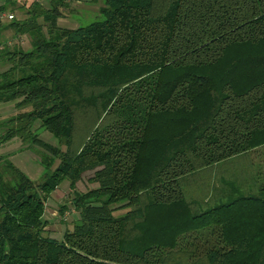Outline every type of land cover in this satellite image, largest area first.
Wrapping results in <instances>:
<instances>
[{
  "label": "trees",
  "instance_id": "1",
  "mask_svg": "<svg viewBox=\"0 0 264 264\" xmlns=\"http://www.w3.org/2000/svg\"><path fill=\"white\" fill-rule=\"evenodd\" d=\"M70 1L0 20V103L16 108L0 146L38 147L46 172L0 154V264H264V173L197 183L264 146V0H102L68 27ZM63 180L78 217L57 239L44 214Z\"/></svg>",
  "mask_w": 264,
  "mask_h": 264
},
{
  "label": "rangeland",
  "instance_id": "2",
  "mask_svg": "<svg viewBox=\"0 0 264 264\" xmlns=\"http://www.w3.org/2000/svg\"><path fill=\"white\" fill-rule=\"evenodd\" d=\"M25 1L27 0H18V2L16 0L14 2L9 0V4L5 7L4 11L13 13L15 16L14 19L22 18V10H20L19 5ZM40 1L46 5L49 0ZM4 2V0H0V6L4 5ZM70 3L71 13L69 14L68 11L65 10L66 16L61 18L63 26L76 27L80 23H88L99 18V7L102 5V0H98L95 3L84 0H71ZM0 20L2 23L9 22L7 18ZM8 32L9 31H4L0 34V42L7 40V38L10 37L8 36ZM19 41L24 49H30V43L27 39L20 38ZM3 68L4 66L0 64V71ZM15 111L16 108L13 105L8 103L1 104L0 119L10 117L11 113L15 114ZM1 132L2 129L0 128V133ZM40 136L52 144H57V139L48 131H42ZM40 150L41 149L38 147L23 149L20 146L19 140L15 138L0 146V154H9L10 160L14 165L33 181L42 180L46 173L40 162ZM246 169L248 171L252 169L253 171L259 170L260 173H264V146L242 154L241 156L220 162L218 165H213L212 167L199 172L197 183L203 181L204 183H214L215 186L225 182L234 183L240 178L237 171ZM86 179L87 178L78 183V190L82 191L94 186L93 184L88 183ZM225 186L227 187L226 184ZM210 188L211 191L212 187ZM69 198V181L63 180L59 186L51 192L46 202L44 218L47 221V225L45 227V234L61 239L64 230L70 228L73 221L78 217L76 210H74L70 204ZM60 208H63V212Z\"/></svg>",
  "mask_w": 264,
  "mask_h": 264
},
{
  "label": "built area",
  "instance_id": "3",
  "mask_svg": "<svg viewBox=\"0 0 264 264\" xmlns=\"http://www.w3.org/2000/svg\"><path fill=\"white\" fill-rule=\"evenodd\" d=\"M0 18L12 19L13 18V14L3 11V12H0Z\"/></svg>",
  "mask_w": 264,
  "mask_h": 264
},
{
  "label": "crops",
  "instance_id": "4",
  "mask_svg": "<svg viewBox=\"0 0 264 264\" xmlns=\"http://www.w3.org/2000/svg\"><path fill=\"white\" fill-rule=\"evenodd\" d=\"M4 1H5V2H4V5H5V4L8 2V0H4ZM16 1H17V0H16ZM5 34H6V33H5ZM8 36H10V37H8L7 39L11 38L12 35H11L10 32H8ZM6 37H7V36H6ZM7 103H8V104H11V105L14 106V102H7ZM1 104H6V103H0V105H1ZM14 107H15V106H14ZM12 114H14V113H11V115H12ZM11 115H10V116H11Z\"/></svg>",
  "mask_w": 264,
  "mask_h": 264
}]
</instances>
